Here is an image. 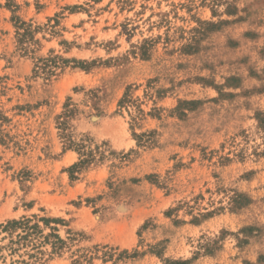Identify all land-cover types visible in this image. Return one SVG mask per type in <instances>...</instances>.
<instances>
[{
	"label": "rangeland",
	"instance_id": "1",
	"mask_svg": "<svg viewBox=\"0 0 264 264\" xmlns=\"http://www.w3.org/2000/svg\"><path fill=\"white\" fill-rule=\"evenodd\" d=\"M68 97L104 153L74 178ZM32 214L68 243L40 264H264V0H0V223Z\"/></svg>",
	"mask_w": 264,
	"mask_h": 264
},
{
	"label": "trees",
	"instance_id": "2",
	"mask_svg": "<svg viewBox=\"0 0 264 264\" xmlns=\"http://www.w3.org/2000/svg\"><path fill=\"white\" fill-rule=\"evenodd\" d=\"M59 15L50 18L46 25V31L55 35L59 25ZM16 28L17 47L25 55L34 53L39 40L36 34L42 27L34 25L32 21H25L21 18L13 17ZM54 21V23H51ZM71 62L74 67L89 69L95 63L86 61L70 60L60 56H49L36 58L34 61V76L43 77L50 80L58 75V71L64 70ZM86 95L90 100H95L98 95L94 90H89ZM125 104V99H121L120 106ZM96 108V105H94ZM80 112L72 99L68 97L63 106V111L57 116L58 129L64 150L75 149L80 154V161L69 168L70 176L75 174L85 166L93 163L97 155H103V151L96 147L91 148L93 140L85 136L79 141L74 139L71 132V120ZM240 199H246L242 195L237 196L233 201L242 204ZM64 224L62 218H52L46 215L32 214L22 216L19 219H11L0 223V264H40L46 259L59 255L68 244L58 233L59 227ZM69 240L75 241L74 236ZM45 259V260H44ZM184 264V262H176Z\"/></svg>",
	"mask_w": 264,
	"mask_h": 264
}]
</instances>
